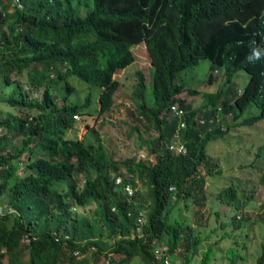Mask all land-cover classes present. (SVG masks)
Masks as SVG:
<instances>
[{
    "label": "trees",
    "instance_id": "obj_1",
    "mask_svg": "<svg viewBox=\"0 0 264 264\" xmlns=\"http://www.w3.org/2000/svg\"><path fill=\"white\" fill-rule=\"evenodd\" d=\"M137 43L147 49L152 83L147 93L142 70H135V108L156 134L144 137L137 122L131 128L154 159L145 152L115 157L103 144L101 123L86 124L91 138L64 137L78 122L77 114L91 113V92L80 102L67 99L75 89L71 74L98 87L94 109L109 114L102 122L114 123L112 114L124 119L116 72L134 60ZM253 46L264 47V0H0V81L20 90L13 88L1 99L18 108L0 116L9 133L0 134V264H126L136 255L147 264H162L152 252L157 244L166 245L171 262L190 264L203 235L192 233L184 219L171 221V212L180 203L203 205L210 192L207 175L220 172L205 149L223 132L209 122L216 117V101L224 96L222 111L234 115L250 105L264 114V85L258 86L264 83V56L249 62ZM202 58L223 67L226 81L208 93L212 106L205 114L197 106L189 112L176 138L183 143L177 151L170 144L180 118L172 105H186L178 96L185 83L177 77ZM241 67L250 77L236 93L232 77ZM125 112L132 117L131 107ZM196 113L204 123L193 119ZM254 115L245 120L252 123ZM261 149L254 147L256 153ZM19 162L24 173H18ZM125 183L136 187L133 194L126 193ZM234 194V188H225L222 199L231 201ZM92 201L93 213L72 212L74 205ZM257 205L264 224V201ZM244 216L252 218L247 209L233 216V229ZM219 225L227 223L222 219ZM260 244L256 264H264V239ZM210 247L199 264L209 263Z\"/></svg>",
    "mask_w": 264,
    "mask_h": 264
},
{
    "label": "rangeland",
    "instance_id": "obj_2",
    "mask_svg": "<svg viewBox=\"0 0 264 264\" xmlns=\"http://www.w3.org/2000/svg\"><path fill=\"white\" fill-rule=\"evenodd\" d=\"M132 50L135 55L134 60L125 66L124 69L116 72L121 81L119 92L117 91L116 93L119 98V114L124 119L112 114L109 117L114 123H110L107 121L108 113L97 114L94 108L98 104V87L71 74L68 76V80L73 83L75 89L68 95L67 99L73 102H80L88 92H91V104L87 108L91 113L77 114L78 122H76L74 127L71 126L67 129L64 137L69 138L71 141L82 140L85 136L91 138L90 127H87L86 124L98 127L101 123L103 144L105 148L112 150L115 157L124 158L135 154H137V157H141L142 153L145 152L153 160L154 154L151 151L148 152L146 147L139 144L138 132L131 128V124L137 122L140 125V130L144 132V137L156 134L154 128H148L144 125L145 122L142 116L139 115L138 110L135 108L136 100L132 93L137 80L135 70L138 68L143 72L147 85L146 92H150L152 83L151 63L143 43L134 44ZM210 62L209 59L202 58L193 66L181 70L177 77L178 80L185 83L186 89L187 87H193L199 91V93H191V91L185 89L180 93L185 95L191 104H195L198 107V112L202 114H205L210 107L207 99L208 91L211 89H213L211 91L217 90L222 86L221 82L224 79L222 76L224 68H212ZM26 78L27 76L23 75L22 80H26ZM248 78L249 75L244 69H238L232 77L233 90L241 91ZM0 80H2L1 75ZM13 88L17 90V93L20 92L16 84L13 83L7 86L2 85L0 81V116L9 115L12 112L16 113L18 106L1 100L7 97ZM127 107H131L132 117L126 114L125 110ZM258 111L257 106L250 105L235 120L229 118L231 112L225 115L221 111L218 112L221 118L220 123L224 124V128L227 126V129L223 132H218L208 140L205 149L207 158L217 165L220 172H212L207 175L209 185H206L210 192H208L207 199L203 205L197 206V204L190 203L188 206H183L180 203V205L176 206L177 209L175 208L171 212V221L175 217L176 219H184L191 226L192 233L200 232L203 235V240L198 244L197 251L190 264L200 263L202 252L208 248L210 243L211 247L208 251L210 260L208 264H231L232 260L234 261L233 264H256V258L261 248L260 243L264 239V224L261 216H259L262 208L257 205L264 201V118L252 124L241 121L244 117ZM224 116L226 117L224 118ZM102 117H107V120L102 122ZM209 122L211 124L214 123L211 118H209ZM220 123L218 121L219 126H221ZM256 125L260 127H256ZM5 133L9 134L7 130ZM12 140L13 144L17 145L18 136L12 137ZM260 146L262 147L261 151L256 153L254 147L257 150ZM19 164L18 173H24L23 163L19 162ZM135 180L140 183L138 177H135ZM228 187L235 189V194L231 201L222 199L223 190ZM249 191L251 194H256L257 198L247 197V195H250ZM95 205L96 203L92 201L84 206L74 205L71 209L72 212L76 211V213L84 215L89 212L93 213ZM245 209L250 211L252 218L244 216L238 221L240 224L239 228L233 229L232 225L229 224L232 222L233 216L242 214ZM141 212L145 213L144 209ZM257 215L258 219L256 220ZM222 219L226 221L227 226L220 227L219 224ZM221 230L223 231L221 232ZM219 232L225 235L221 236ZM213 241L216 242L213 243ZM162 243L166 244L165 239ZM228 249L230 250L227 251ZM80 255L82 256L83 252L80 251ZM126 264L147 263L143 262L139 255H136Z\"/></svg>",
    "mask_w": 264,
    "mask_h": 264
},
{
    "label": "clouds",
    "instance_id": "obj_3",
    "mask_svg": "<svg viewBox=\"0 0 264 264\" xmlns=\"http://www.w3.org/2000/svg\"><path fill=\"white\" fill-rule=\"evenodd\" d=\"M254 14L252 15V17H251V21L249 22V24H248V27L247 28H250L251 26H252V24H253V19H254ZM253 45H255V42L253 41ZM262 56H264V47H261V46H253L252 48H251V52H248V55H247V60L249 61V62H251V63H254L256 60H259V59H261L262 58ZM211 67L212 68H220V66H217V65H214V66H212L211 65ZM239 69H244L247 73H248V75H249V77H250V72L247 70V69H245L244 67H241V68H239ZM238 70V69H237ZM236 70V71H237ZM235 71V72H236ZM262 74V76H264V72H262L261 73ZM222 76L224 77V79H223V81L221 82L222 83V86H220V87H223V84H224V82L226 81V79H225V73L223 72L222 73ZM211 79H213V77H211ZM249 79V78H248ZM248 81V80H247ZM227 83V85L229 86L230 85V83L231 82H226ZM247 83V82H246ZM262 85H264V83H262V82H260V83H258V86L259 87H261ZM245 86V85H244ZM219 87V88H220ZM218 88V89H219ZM244 88V87H243ZM242 88V89H243ZM196 89V88H195ZM217 89V90H218ZM233 89V88H232ZM241 89V90H242ZM185 90V89H184ZM183 90V91H184ZM187 90V89H186ZM211 90H213V89H211ZM208 91V92H215V91ZM188 91V90H187ZM236 93H239L238 91H235ZM191 93H199V91L196 89V92H191ZM178 96H180V97H183L184 99H185V103H186V105L185 106H180L177 102H173L174 104L172 105V107H173V109H175V112H173L174 113V115H177L179 118H180V121H179V123H178V125H179V128H177L176 130L177 131H174L173 132V135H172V137L174 138V141H172V145H180V144H182L183 145V143L182 142H180L179 140H177L176 138L177 137H179L180 136V131L186 126V120H185V118L187 117V115L189 114V112L190 111H194V109H196V106H195V104H191L190 102H189V99L185 96V95H182L181 93H179L178 94ZM223 101H224V96H221L217 101H216V106L218 107V109L216 110V117L215 118H211L212 119V122H214L217 126H219L218 125V121H219V123H220V121H221V118H220V116H219V114H218V112L219 111H221L224 115L225 114H228V113H230L231 111H228V112H225V111H222V109H223ZM208 103H209V109L211 108V103L209 102V100H208ZM220 103V104H219ZM256 106V105H255ZM220 107H222V108H220ZM259 109V108H258ZM259 112H261V113H259ZM198 113H196V115L195 116H193L194 118L193 119H197V121L199 122V123H204L205 122V119H204V117H202L201 115H197ZM242 113H239V112H237V113H235V115L234 114H232V112H231V115L229 116V118L231 119V120H235L237 117L239 118L240 117V115H241ZM253 114H255L254 115V121L253 122H255V121H257V120H259V119H262V118H264V114H262V111H261V109H259V111L257 112V113H253ZM226 116H224V118H225ZM228 118V117H227ZM237 118V119H238ZM247 117H244L243 118V120L241 121V122H243V123H247V124H252V123H249V121H246L245 119H246ZM214 123H213V125H214ZM221 124V123H220ZM223 125L224 124H221V126H219L223 131L224 130H226L227 129V126H226V128H224L223 127ZM256 127H260L259 125H256Z\"/></svg>",
    "mask_w": 264,
    "mask_h": 264
},
{
    "label": "built area",
    "instance_id": "obj_4",
    "mask_svg": "<svg viewBox=\"0 0 264 264\" xmlns=\"http://www.w3.org/2000/svg\"><path fill=\"white\" fill-rule=\"evenodd\" d=\"M5 131H6V129L4 127L0 126V134L3 133V132H5ZM170 145L174 148V150H177V151H179L178 148H180V147L183 146L182 144H180L178 146L177 145L174 146L172 144H170ZM142 155H144V153H142ZM121 179H122L121 176L120 175H117L115 177V182L116 183H120L121 182ZM124 190L126 191L127 194L131 195V194H133L135 192L136 187L133 184L125 183L124 184ZM1 208L2 207L0 205V211H1ZM143 215H144V213L143 212H140V215L138 216L139 222H143L144 221V216ZM163 246H165V247H163ZM165 248H166V245H158L157 244L153 248V250H152L154 257L157 260H162V264H175V263L171 262V260L169 259V257L166 255ZM73 253L76 254L77 256L80 254L78 252V250H76V249L73 250Z\"/></svg>",
    "mask_w": 264,
    "mask_h": 264
}]
</instances>
